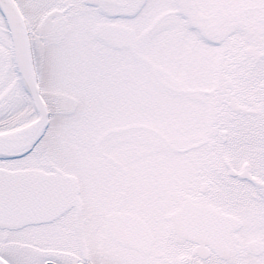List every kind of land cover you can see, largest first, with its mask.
I'll list each match as a JSON object with an SVG mask.
<instances>
[{
	"label": "snow or ice",
	"instance_id": "6c2138e0",
	"mask_svg": "<svg viewBox=\"0 0 264 264\" xmlns=\"http://www.w3.org/2000/svg\"><path fill=\"white\" fill-rule=\"evenodd\" d=\"M0 264H264V0H0Z\"/></svg>",
	"mask_w": 264,
	"mask_h": 264
}]
</instances>
